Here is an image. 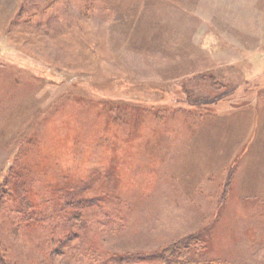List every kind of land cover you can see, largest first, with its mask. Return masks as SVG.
Masks as SVG:
<instances>
[{
	"label": "rangeland",
	"instance_id": "obj_1",
	"mask_svg": "<svg viewBox=\"0 0 264 264\" xmlns=\"http://www.w3.org/2000/svg\"><path fill=\"white\" fill-rule=\"evenodd\" d=\"M0 264H264V0H0Z\"/></svg>",
	"mask_w": 264,
	"mask_h": 264
},
{
	"label": "crops",
	"instance_id": "obj_2",
	"mask_svg": "<svg viewBox=\"0 0 264 264\" xmlns=\"http://www.w3.org/2000/svg\"><path fill=\"white\" fill-rule=\"evenodd\" d=\"M252 113H253V112H249V113L245 114V115H246V116H245L244 113L232 112V113L229 114V115H226V114H225V115H226L225 117H226V118H227V117L233 118V120H234V119H241V120H244V119H245V120H246V119H247V115L249 114L248 116H251ZM239 133H240V131H239ZM237 136H238V135H237ZM237 136H235V138H236ZM216 140H217V139H216ZM237 140H238V139H237ZM224 150H225V149H224ZM224 150H221L220 152L222 153V151L224 152Z\"/></svg>",
	"mask_w": 264,
	"mask_h": 264
},
{
	"label": "trees",
	"instance_id": "obj_3",
	"mask_svg": "<svg viewBox=\"0 0 264 264\" xmlns=\"http://www.w3.org/2000/svg\"><path fill=\"white\" fill-rule=\"evenodd\" d=\"M28 222H29V221H28ZM28 222H27V223H28Z\"/></svg>",
	"mask_w": 264,
	"mask_h": 264
}]
</instances>
